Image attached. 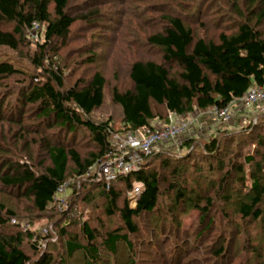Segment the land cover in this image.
Returning a JSON list of instances; mask_svg holds the SVG:
<instances>
[{"label": "rangeland", "instance_id": "rangeland-1", "mask_svg": "<svg viewBox=\"0 0 264 264\" xmlns=\"http://www.w3.org/2000/svg\"><path fill=\"white\" fill-rule=\"evenodd\" d=\"M261 3L264 7V0H71L69 11L76 21L69 39L66 44L53 40L42 65L49 68L51 61L57 62L65 88L77 79H89L96 71L103 74L104 101L92 118L96 122L112 118L109 141L113 149L125 133L122 109L113 100L114 90L132 87L129 67L134 60L162 61V49L148 44L147 38L163 28L164 15H180L196 37L217 40L219 33H231L245 20L256 23V8ZM49 9L54 12L53 2ZM91 12L98 14L85 18ZM45 28L46 24L29 28L17 50L0 47V60L11 61L22 72L0 80V114L4 118H0V172L6 160L28 161L38 171L49 163L41 144L35 142L42 136L34 131L38 128L44 136L57 129H47V122L37 119L36 108L27 105L20 126L15 124L17 113L12 116L15 121L6 120L16 109L20 92L43 78L44 70L33 58L40 56ZM260 30L264 36V19ZM170 69L173 74L179 71L176 65ZM154 111L162 121L168 115L162 106ZM186 117L193 121L191 133L158 145L151 153L149 169L160 174L159 200L153 212L135 218L136 233L128 231L118 212L108 214V199L98 185L104 182L94 176L102 165L99 161L81 176L69 173L64 190L42 212L34 208L30 196L0 184V205L5 207L4 213L8 211L0 235L19 238L20 242H14L29 257L27 264H89L83 250L69 255L67 246L68 242L88 244L84 222L95 235L93 243L99 253L92 264H264V198L260 218H245L240 212V204L248 203L252 196L253 164H247L245 156L254 155L264 172V145L256 143L258 137L264 139V105L258 111H240L228 123L219 122L213 110L196 109ZM62 137L83 158L99 153L100 147L81 128ZM211 137L219 139L221 152L205 159L203 148ZM189 138L191 149L185 146ZM181 159L185 162L180 163ZM175 167L178 171L172 172ZM137 185L140 182L132 181L128 187L122 180L114 184L118 207L127 200L135 206L132 193ZM179 190L184 196L177 201ZM207 197H211V204ZM193 199L199 202L198 207ZM109 233L127 234L131 249L120 240L112 253L104 245ZM220 248L224 251L218 256Z\"/></svg>", "mask_w": 264, "mask_h": 264}, {"label": "trees", "instance_id": "trees-1", "mask_svg": "<svg viewBox=\"0 0 264 264\" xmlns=\"http://www.w3.org/2000/svg\"><path fill=\"white\" fill-rule=\"evenodd\" d=\"M50 2L54 3L53 13L49 9ZM70 3L71 0H0V47L17 50L34 22L46 24L45 42L39 46L40 56L35 55L33 58L43 68V78L20 92L17 96L18 105L6 120L15 121L12 116L17 113L20 119H16L15 124L20 126L23 113L25 114L24 107L27 105L36 108L37 119L47 122V129L54 128L58 131L44 136L38 128L34 131L36 135L42 136L35 142L41 144L49 163L38 171L28 161L6 160L0 172V184L4 188L22 191L30 196L34 208L41 212L54 202L59 187L66 182L69 173L80 176L85 174L89 167L102 162L112 150L109 141L113 131L112 118L101 122L92 118L94 111L104 101L106 80L103 74L96 71L89 79H77L72 86L65 88L63 70L57 62L51 61L49 68L42 65L46 48L53 40L66 44L69 39L71 27L76 21V17L69 11ZM262 5L263 3L256 8L259 11L256 23L245 20L235 31L219 33L217 40L196 37L192 27L180 15H164L163 28L147 38L148 44L162 49V61L134 60L129 67L132 87L123 91L114 90L113 100L122 109L124 132L139 130L155 123H168L170 114L185 117L196 109L224 108L235 98L244 95L250 87L264 84V36L260 30L264 19ZM97 14L91 12L85 18ZM3 26L11 28L5 29ZM172 65L179 68L175 74L171 72ZM20 73L22 72L11 61L0 60V80ZM157 106L168 111L163 121L154 111ZM80 128L92 136L96 146L100 147L99 153L92 154L91 159L83 158L76 148L65 143L66 137H62L63 133L76 134ZM258 138L256 143L264 145V139ZM185 146L191 149L192 138L185 141ZM203 150L205 159L215 158L221 152L219 139L211 137ZM153 156L154 154L143 156L138 170L120 175L109 189L104 183L98 184L108 199V214L118 212L122 223L131 233L138 231L135 218L153 212L158 205L160 174L149 169ZM244 160L247 164H253L252 196L248 203L240 204V212L245 218L252 216L257 219L262 216L259 206L264 198L263 167L254 155H246ZM162 162L167 164L165 160ZM184 162L181 159L180 163ZM176 171L175 167L172 172ZM120 180L128 187H132V181L143 184L134 207L130 206L128 200L122 207H118L119 194L114 189V184ZM183 196L184 193L179 190L177 201ZM191 201L199 206L196 200ZM207 203H212L211 197H207ZM4 211L5 207L0 205V227L7 222L5 216L8 211ZM209 226L210 223L199 235ZM82 229L88 244L68 242V254L72 255L74 251L81 249L89 259V264H92L99 258L93 243L95 235L86 222L82 224ZM120 240L131 249L132 243L127 234L109 233L104 245L114 253ZM14 241L20 242L18 237L7 239L0 235V264L28 263L29 257ZM223 251L220 248L216 254L221 256Z\"/></svg>", "mask_w": 264, "mask_h": 264}, {"label": "built area", "instance_id": "built-area-1", "mask_svg": "<svg viewBox=\"0 0 264 264\" xmlns=\"http://www.w3.org/2000/svg\"><path fill=\"white\" fill-rule=\"evenodd\" d=\"M40 25L34 22L32 28ZM264 105V84L254 85L241 97L235 98L232 103L224 108L211 107L216 119L221 123H228L234 115L244 110H260ZM193 121L186 116L170 114L168 123H155L151 126L143 127L139 130H130L118 137L115 148H113L105 160L102 161L98 176L104 182L107 189L112 182L120 175H125L139 169L143 156L149 155L159 145L175 140L181 135L191 133ZM66 182L59 187L58 192H62ZM143 189V184L134 187L132 202L135 203Z\"/></svg>", "mask_w": 264, "mask_h": 264}]
</instances>
